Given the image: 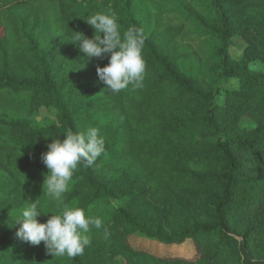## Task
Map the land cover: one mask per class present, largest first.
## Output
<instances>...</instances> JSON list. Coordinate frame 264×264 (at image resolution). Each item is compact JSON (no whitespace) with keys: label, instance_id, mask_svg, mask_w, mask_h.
Masks as SVG:
<instances>
[{"label":"trees","instance_id":"obj_1","mask_svg":"<svg viewBox=\"0 0 264 264\" xmlns=\"http://www.w3.org/2000/svg\"><path fill=\"white\" fill-rule=\"evenodd\" d=\"M134 1L0 0V264H114L120 256L126 264H240L229 224L258 204L264 212V179L247 182L239 156L246 152L264 175V69L253 68L264 66V0H207V12L189 0L178 4L181 23L150 32ZM109 11L121 33L143 30L139 89H106L96 66L107 56L89 60L71 42L77 33L92 38L84 19ZM187 22L209 46L204 56L182 49ZM234 37L243 41L238 58ZM42 107L54 109V121L38 120ZM88 127L99 129L105 152L78 166L64 200L104 226L87 234L82 255L54 257L43 242L20 240L13 224L31 200L45 213L40 222L57 208L42 187L41 154L52 138ZM251 224L240 237L264 260V216ZM133 234L167 245L191 240L195 253L157 257L132 248Z\"/></svg>","mask_w":264,"mask_h":264},{"label":"clouds","instance_id":"obj_2","mask_svg":"<svg viewBox=\"0 0 264 264\" xmlns=\"http://www.w3.org/2000/svg\"><path fill=\"white\" fill-rule=\"evenodd\" d=\"M84 20L95 30V35L88 38L76 32L71 42L89 60L107 56V65L96 66L99 80L106 85V89L119 93L129 86L132 90L141 88L146 74L143 30L130 26L121 33L111 11L97 12ZM104 152L105 140L96 127L80 132L69 129L63 133L62 139L52 138L47 151L41 154L42 162L48 169L42 187L56 202L57 208L48 212L51 215L45 222H40L38 217L45 213L38 200H31L15 218L13 226L19 225L16 236L32 245L43 242L54 257L71 259L82 255L85 247L91 244L87 234L92 228L101 229L104 222L100 217L86 215L81 207L65 202L64 193L69 191L78 166L91 167Z\"/></svg>","mask_w":264,"mask_h":264},{"label":"rangeland","instance_id":"obj_3","mask_svg":"<svg viewBox=\"0 0 264 264\" xmlns=\"http://www.w3.org/2000/svg\"><path fill=\"white\" fill-rule=\"evenodd\" d=\"M3 31L0 30V37L2 36ZM190 38H182L180 39V44L182 46V49L189 54H196L200 53L201 56H204V54L208 50V45L204 48V44H201L198 39L193 37V35H189ZM235 47L232 49V54L235 58L241 57L243 55V52L241 51V47L243 46V41L240 38L234 37L232 39ZM255 69H264V66H253ZM236 80L232 79L229 82V86L236 85ZM218 104L222 105L224 104L225 100L223 97L218 98ZM56 118V112L54 109L49 107H42L39 112L38 120L43 119H50L55 120ZM241 125L243 127L252 128L253 123L249 120L242 121ZM239 156L241 158V162L243 163L242 168L246 171H251V174H248V179L253 181H262L264 179V175H262L260 172V163L252 160L246 152L241 151L239 153ZM252 173H257V175H253ZM244 176V175H243ZM245 177V176H244ZM246 180V177H245ZM263 204H258L257 206H254L250 211H246L242 214L236 215L232 222L229 224L230 231L236 235L242 236L244 231L249 227V222H252L251 225L261 223L263 221V213L261 212V207ZM260 239H262L260 235ZM129 242L132 248L135 250L145 251L151 255L161 257V258H174V257H190L195 253V247L194 244L191 242V240H187L184 243L180 245H167L162 244L156 240H152L149 238H146L144 236H141L139 234H133L129 236ZM23 264H30V262H24ZM114 264H126V259L123 257H116L114 259Z\"/></svg>","mask_w":264,"mask_h":264},{"label":"crops","instance_id":"obj_4","mask_svg":"<svg viewBox=\"0 0 264 264\" xmlns=\"http://www.w3.org/2000/svg\"><path fill=\"white\" fill-rule=\"evenodd\" d=\"M189 0H135L134 12L137 18L143 20L144 30H160L169 24H179L183 21L184 16L178 4L185 3ZM196 5L200 6L204 12L206 11L207 0H194ZM196 30L192 22L185 24V38H190L189 31ZM201 40V39H200ZM199 42L201 44L202 41ZM204 42V41H203Z\"/></svg>","mask_w":264,"mask_h":264},{"label":"water","instance_id":"obj_5","mask_svg":"<svg viewBox=\"0 0 264 264\" xmlns=\"http://www.w3.org/2000/svg\"><path fill=\"white\" fill-rule=\"evenodd\" d=\"M232 237L238 243L237 249L241 258L240 264H264V260H257L252 258L251 254L246 248L245 239L243 237L237 235H232Z\"/></svg>","mask_w":264,"mask_h":264}]
</instances>
